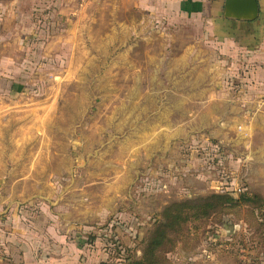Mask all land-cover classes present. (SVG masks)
Returning <instances> with one entry per match:
<instances>
[{"label": "rangeland", "instance_id": "obj_1", "mask_svg": "<svg viewBox=\"0 0 264 264\" xmlns=\"http://www.w3.org/2000/svg\"><path fill=\"white\" fill-rule=\"evenodd\" d=\"M211 23L151 0H0V264H140L162 230L150 264H264V160L224 107L241 60ZM223 194L262 201L164 216Z\"/></svg>", "mask_w": 264, "mask_h": 264}, {"label": "crops", "instance_id": "obj_2", "mask_svg": "<svg viewBox=\"0 0 264 264\" xmlns=\"http://www.w3.org/2000/svg\"><path fill=\"white\" fill-rule=\"evenodd\" d=\"M151 1L186 16H204L211 24H220L221 29L223 26L220 33L223 52L235 49L236 57L241 60L238 80L241 82L239 91L243 93L238 94L236 99L224 97L223 104L227 108L228 103H235L236 117L241 123L238 130L242 132L243 128L251 127V150L258 161L261 157L264 160V107L260 104L264 95V0H256L257 14L250 19L242 15V8L228 4L227 0ZM223 90L226 91L225 87Z\"/></svg>", "mask_w": 264, "mask_h": 264}, {"label": "trees", "instance_id": "obj_3", "mask_svg": "<svg viewBox=\"0 0 264 264\" xmlns=\"http://www.w3.org/2000/svg\"><path fill=\"white\" fill-rule=\"evenodd\" d=\"M262 201L258 196H248L245 194L239 195L237 199L231 197L229 194L223 195H212L206 199H200L196 204V211L194 213H185L183 210L185 206H180L177 208H166L163 212L165 213V218H169L170 222L172 223L173 219L177 221L176 227L181 226L187 220L193 218H202L208 216L211 212L215 211L221 205L223 207L233 208L237 207L240 204H249L252 202H260ZM261 208V205L258 206ZM263 222H264V208H263ZM167 227V226H164ZM169 229L173 230L172 224L169 223ZM169 231V230H168ZM167 232L165 230L159 231L155 233L154 239L152 240L148 250H145L142 254V260L140 264H150L148 261V255L153 256L157 250L162 247L163 240L166 238ZM146 257V258H145Z\"/></svg>", "mask_w": 264, "mask_h": 264}, {"label": "water", "instance_id": "obj_4", "mask_svg": "<svg viewBox=\"0 0 264 264\" xmlns=\"http://www.w3.org/2000/svg\"><path fill=\"white\" fill-rule=\"evenodd\" d=\"M227 3L235 4L238 8H242L240 11L244 17H255L257 14V2L256 0H227Z\"/></svg>", "mask_w": 264, "mask_h": 264}, {"label": "built area", "instance_id": "obj_5", "mask_svg": "<svg viewBox=\"0 0 264 264\" xmlns=\"http://www.w3.org/2000/svg\"><path fill=\"white\" fill-rule=\"evenodd\" d=\"M260 99H261L260 104L262 107H264V95Z\"/></svg>", "mask_w": 264, "mask_h": 264}]
</instances>
